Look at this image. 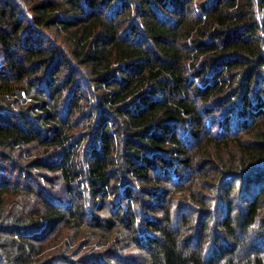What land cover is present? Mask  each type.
Wrapping results in <instances>:
<instances>
[{"label": "trees", "instance_id": "trees-1", "mask_svg": "<svg viewBox=\"0 0 264 264\" xmlns=\"http://www.w3.org/2000/svg\"><path fill=\"white\" fill-rule=\"evenodd\" d=\"M0 264H264V0H0Z\"/></svg>", "mask_w": 264, "mask_h": 264}]
</instances>
